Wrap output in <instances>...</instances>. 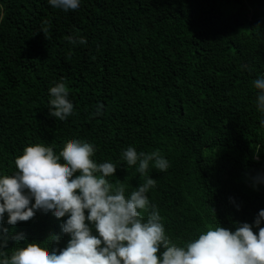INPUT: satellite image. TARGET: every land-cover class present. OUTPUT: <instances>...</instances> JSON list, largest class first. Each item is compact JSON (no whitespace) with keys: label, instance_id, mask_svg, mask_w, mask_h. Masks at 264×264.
<instances>
[{"label":"trees","instance_id":"16d2710c","mask_svg":"<svg viewBox=\"0 0 264 264\" xmlns=\"http://www.w3.org/2000/svg\"><path fill=\"white\" fill-rule=\"evenodd\" d=\"M0 15V173L16 171L25 146L58 155L71 140L87 141L90 159L116 164L106 179L127 196L145 177L121 152L158 151L169 167L150 162L148 197L178 246L218 223L251 224L264 209V185L250 183L264 173L252 84L264 74V0H81L69 12L47 0H0ZM61 81L74 105L62 122L47 107L48 89ZM97 103L102 115L90 117ZM63 219L36 212L2 225L3 251L22 246L11 238L18 233L20 243L64 247Z\"/></svg>","mask_w":264,"mask_h":264},{"label":"clouds","instance_id":"9594fccd","mask_svg":"<svg viewBox=\"0 0 264 264\" xmlns=\"http://www.w3.org/2000/svg\"><path fill=\"white\" fill-rule=\"evenodd\" d=\"M47 3L69 12L77 10L81 0ZM68 42L86 45L84 39L72 36ZM252 84L258 90L255 104L259 125L264 128V74ZM48 94L51 117L62 122L73 114L74 105L62 81L50 87ZM102 109L97 103L89 116L102 115ZM94 152L92 143L75 139L58 155L37 143L25 146L14 158L16 171L0 173V264H264V209L258 210L251 224L234 221L229 229L218 223L178 246L165 234L157 206L148 197L155 186V180L147 175L150 162L163 172L169 167L168 160L158 151L124 149L120 159L145 177L126 196L122 183L114 187L106 179L114 176L116 164L109 160L96 163L90 159ZM250 183L254 189L264 185V173L250 177ZM36 212L64 218L60 232L68 237L65 246L49 249L48 243H20L25 238L18 233L11 238L22 246L3 251L9 235L2 225L29 221ZM58 239L57 234L49 237L50 241Z\"/></svg>","mask_w":264,"mask_h":264}]
</instances>
